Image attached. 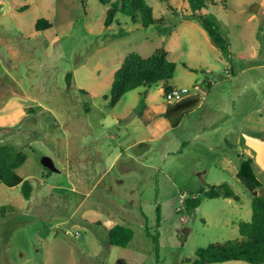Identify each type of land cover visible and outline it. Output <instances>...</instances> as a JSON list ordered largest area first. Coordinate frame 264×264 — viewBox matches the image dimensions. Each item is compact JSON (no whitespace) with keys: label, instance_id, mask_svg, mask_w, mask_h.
<instances>
[{"label":"rangeland","instance_id":"obj_1","mask_svg":"<svg viewBox=\"0 0 264 264\" xmlns=\"http://www.w3.org/2000/svg\"><path fill=\"white\" fill-rule=\"evenodd\" d=\"M145 1L161 18L148 27L121 13L105 26L108 5L97 0H0V144L26 154L15 173L31 185L25 199L19 184L0 182V264H154L155 233L157 264H186L197 249L238 238V223L250 220L251 191L236 175L242 159L264 196V0H207L215 4L200 11L229 40L230 56L188 17L186 0ZM38 18L46 29L35 28ZM158 47L176 63L168 83L197 99L175 127L155 114L161 83L107 105L124 57ZM220 183L234 196L200 193ZM195 195L200 203L187 211L183 200ZM117 224L133 233L124 247L107 239Z\"/></svg>","mask_w":264,"mask_h":264},{"label":"trees","instance_id":"obj_2","mask_svg":"<svg viewBox=\"0 0 264 264\" xmlns=\"http://www.w3.org/2000/svg\"><path fill=\"white\" fill-rule=\"evenodd\" d=\"M101 4L108 5L104 25H109L117 13L129 17L134 24L141 27L153 25L161 18H154L153 10L145 0H97ZM166 2L167 0H160ZM190 13L188 17L195 18L201 27L206 31L210 42L220 50L224 56H230V43L213 23L212 19L200 14L206 7V0H186ZM48 23L43 18H38L35 22L37 30L46 29ZM185 66V64H183ZM176 63L167 57V52L163 47L156 48L151 54L142 56L137 52H129L123 59L119 67L114 71L109 89L107 105L112 107L122 95L138 87H147L156 83H161L163 97L172 91L174 86L168 81ZM67 89L72 85V73L65 74ZM209 80L206 86H209ZM197 99L192 94L187 98H180L167 109L171 126L179 124L184 113L196 103ZM1 134L4 131L0 130ZM26 159V154L10 144H0V182L7 186L20 185V192L25 199L31 193V185L15 173ZM245 186L251 191V217L249 221L238 223L239 237L225 240L223 242H212L204 248L195 251L193 259H187L186 264H210L229 260H243L251 264L264 262V196L258 195L255 188L261 185L257 178L251 159H242L238 164L236 172ZM206 198L233 197L234 191L227 183L212 185L208 190H200ZM199 195L190 196L183 200L186 210L196 208L200 203ZM5 206L0 207V214L3 215ZM159 206H156V221L159 223ZM132 230L121 224L109 229L107 239L109 244L124 247L132 238ZM154 253L157 264L158 257V235H152Z\"/></svg>","mask_w":264,"mask_h":264},{"label":"crops","instance_id":"obj_3","mask_svg":"<svg viewBox=\"0 0 264 264\" xmlns=\"http://www.w3.org/2000/svg\"><path fill=\"white\" fill-rule=\"evenodd\" d=\"M214 4H215V2H210V3H208L207 0H206V7H207V5H214ZM206 7H205L204 9H206ZM259 8H260V5H259ZM251 12H252V11H251ZM254 13H256V12H254ZM248 18H249V19H254L255 17H254V15H250ZM204 31H205V30H204ZM205 33H206V31H205ZM207 37H208V36H207ZM225 71H227V72L229 71L228 74L232 73V65H231V63H228V65H227ZM193 87H196V85H194ZM174 88H176V87H174ZM194 93H195V92H194ZM194 93H193V94H194ZM143 95L145 96V94H143ZM190 95H192V94H190ZM190 95H186V96H184V97H182V98H187V97L190 96ZM174 102H176V100H175V101H168V100H166L165 98H163V101L158 102V103L154 106L156 117H158L159 119H165V120L167 121V124L169 125V127H172V126H171L170 119H169V117H168L167 109H168L169 106L173 105ZM146 119H147V117H146ZM149 120H150V119H149ZM147 123L149 124V121H148ZM148 124H147V125H148ZM147 128L150 130V126H149V125H148ZM151 129H153V127H152Z\"/></svg>","mask_w":264,"mask_h":264},{"label":"water","instance_id":"obj_4","mask_svg":"<svg viewBox=\"0 0 264 264\" xmlns=\"http://www.w3.org/2000/svg\"><path fill=\"white\" fill-rule=\"evenodd\" d=\"M250 11L252 12H257V5H252L250 7ZM195 92L194 89L192 90H184V91H180V98L186 96V95H190L193 94ZM42 164L46 167V168H52V162L48 157H44L42 159Z\"/></svg>","mask_w":264,"mask_h":264},{"label":"built area","instance_id":"obj_5","mask_svg":"<svg viewBox=\"0 0 264 264\" xmlns=\"http://www.w3.org/2000/svg\"><path fill=\"white\" fill-rule=\"evenodd\" d=\"M225 73H227V71H225ZM186 90L185 88L178 90V89H173L172 91H170L169 93H167L165 95V99L168 101H175L180 99V91H184Z\"/></svg>","mask_w":264,"mask_h":264}]
</instances>
